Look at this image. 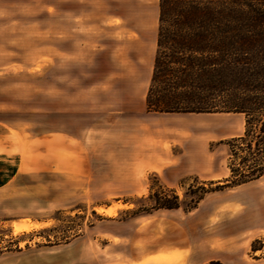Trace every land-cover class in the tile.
<instances>
[{"label":"rangeland","instance_id":"obj_1","mask_svg":"<svg viewBox=\"0 0 264 264\" xmlns=\"http://www.w3.org/2000/svg\"><path fill=\"white\" fill-rule=\"evenodd\" d=\"M160 1L0 0V125L43 161L0 193V264H195L202 231L264 264V178L191 209L193 192L230 175L245 115L147 112ZM160 116L153 155L144 139L137 153L120 146L118 125ZM151 189L181 208L134 216ZM22 220L44 226L16 234Z\"/></svg>","mask_w":264,"mask_h":264},{"label":"trees","instance_id":"obj_2","mask_svg":"<svg viewBox=\"0 0 264 264\" xmlns=\"http://www.w3.org/2000/svg\"><path fill=\"white\" fill-rule=\"evenodd\" d=\"M146 107L246 117L244 134L227 142L230 175L193 192L191 209L210 194L264 178V0H161ZM172 193L163 197L151 189L152 206H140L134 216L180 209Z\"/></svg>","mask_w":264,"mask_h":264},{"label":"crops","instance_id":"obj_3","mask_svg":"<svg viewBox=\"0 0 264 264\" xmlns=\"http://www.w3.org/2000/svg\"><path fill=\"white\" fill-rule=\"evenodd\" d=\"M161 2V1H160ZM159 28V18H158ZM158 36V32H157ZM157 46V39H156ZM157 51V48H156ZM156 55V52H155ZM155 60V56H154ZM153 60V70H154ZM152 70V74H153ZM152 78V76H151ZM148 112V111H147ZM151 113V112H148ZM167 115L168 113H157ZM146 124H142L137 120H125L117 127L120 128V133L123 135V143L120 146L131 148V151L137 153V145L140 139H144L147 143V153L153 155L155 148L151 145V138L166 137V123L169 120L165 117H148L145 119ZM39 152H41L39 150ZM144 152V151H143ZM142 152V153H143ZM35 156L25 157L22 144L17 139L11 128L0 125V193L9 189L12 182L17 178H26L30 174L43 171V161L38 159V148L36 146ZM240 198V197H238ZM237 198V199H238ZM206 198L203 200V204ZM111 207V206H110ZM108 208V207H107ZM25 221V220H22ZM20 222V221H18ZM33 223V221H32ZM38 223V222H35ZM227 242V241H226ZM224 242V245L227 244ZM197 250L194 256L195 264H209L211 262H222L223 264H232V259H235V264H243L242 252L230 251L232 249L220 247L213 235H207L202 231L196 237ZM221 245V244H220ZM8 253H0V260L6 257ZM160 255L151 254V260H158ZM193 261V260H192ZM1 263V262H0Z\"/></svg>","mask_w":264,"mask_h":264},{"label":"bare ground","instance_id":"obj_4","mask_svg":"<svg viewBox=\"0 0 264 264\" xmlns=\"http://www.w3.org/2000/svg\"><path fill=\"white\" fill-rule=\"evenodd\" d=\"M117 205L111 206V207H99L97 208L98 212L105 213L107 215H114L116 212ZM44 225L42 223H32L31 221H20L14 223V232L16 234L24 233V232H30L34 229H39L43 227Z\"/></svg>","mask_w":264,"mask_h":264}]
</instances>
